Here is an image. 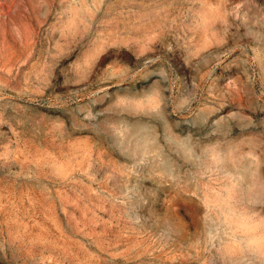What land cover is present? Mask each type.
I'll return each mask as SVG.
<instances>
[{"label": "rangeland", "instance_id": "374dc122", "mask_svg": "<svg viewBox=\"0 0 264 264\" xmlns=\"http://www.w3.org/2000/svg\"><path fill=\"white\" fill-rule=\"evenodd\" d=\"M0 264H264V0H0Z\"/></svg>", "mask_w": 264, "mask_h": 264}]
</instances>
